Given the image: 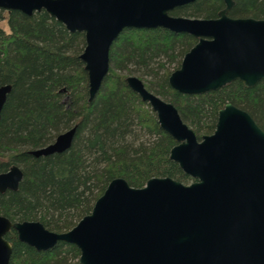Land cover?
<instances>
[{
  "label": "water",
  "instance_id": "95a60500",
  "mask_svg": "<svg viewBox=\"0 0 264 264\" xmlns=\"http://www.w3.org/2000/svg\"><path fill=\"white\" fill-rule=\"evenodd\" d=\"M194 0H0V8L31 15L43 10L64 28L83 34L78 58L87 80V101L108 71V51L124 28L160 27L197 40L167 76L179 93L202 94L233 81L252 87L264 79V18L230 17L233 0H221L216 17L171 15ZM124 82L154 113L174 141L168 158L192 181L150 177L132 187L108 181L89 213L63 232L35 220L0 215V264H8L10 229L18 241L44 251L57 241L73 244L79 264H264V130L229 102L216 111L213 131L196 138L177 109L134 75ZM9 84L0 86V111ZM76 125L52 142L28 150L44 156L67 149ZM22 177L11 164L0 172V192L16 190Z\"/></svg>",
  "mask_w": 264,
  "mask_h": 264
},
{
  "label": "trees",
  "instance_id": "16d2710c",
  "mask_svg": "<svg viewBox=\"0 0 264 264\" xmlns=\"http://www.w3.org/2000/svg\"><path fill=\"white\" fill-rule=\"evenodd\" d=\"M233 1L230 17L264 18V0ZM222 4L194 0L169 14L212 18ZM196 40L160 27L124 28L110 45L108 71L98 91L87 101L78 58L83 34L68 32L43 10L26 15L0 8V86L10 85L0 111V172L14 164L22 173L16 190L0 192V215L63 232L89 213L112 178L121 177L132 187L156 176L191 180L168 158L175 141L127 87L126 75L140 78L146 89L170 102L197 139L213 131L216 111L226 102L246 111L264 130V79L252 87L233 80L202 94L179 93L168 85V74ZM133 124L149 138L135 136ZM72 125L75 133L64 151L28 154ZM4 238L11 245L8 264H79V251L71 243L57 241L36 251L18 241L12 229Z\"/></svg>",
  "mask_w": 264,
  "mask_h": 264
},
{
  "label": "rangeland",
  "instance_id": "374dc122",
  "mask_svg": "<svg viewBox=\"0 0 264 264\" xmlns=\"http://www.w3.org/2000/svg\"><path fill=\"white\" fill-rule=\"evenodd\" d=\"M131 127H132L133 134L135 136H138L140 140L144 141V140H147L149 138L148 134H145L142 130L138 129L134 124ZM190 181H192V179Z\"/></svg>",
  "mask_w": 264,
  "mask_h": 264
},
{
  "label": "flooded vegetation",
  "instance_id": "af4514ba",
  "mask_svg": "<svg viewBox=\"0 0 264 264\" xmlns=\"http://www.w3.org/2000/svg\"><path fill=\"white\" fill-rule=\"evenodd\" d=\"M222 7H223V4H222V6H221L218 10H220ZM230 9H231V8H230ZM230 9H229V10H230ZM218 10H217V11H218ZM229 10H228V11H229ZM217 11H216V13H217ZM227 14H228V13H227ZM228 16H229V15H228ZM214 17H216V14H215ZM212 18H213V17H212Z\"/></svg>",
  "mask_w": 264,
  "mask_h": 264
}]
</instances>
